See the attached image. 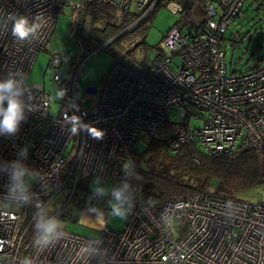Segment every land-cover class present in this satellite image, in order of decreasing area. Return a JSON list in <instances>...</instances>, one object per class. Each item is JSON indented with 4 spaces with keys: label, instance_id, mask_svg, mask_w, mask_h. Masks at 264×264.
Returning <instances> with one entry per match:
<instances>
[{
    "label": "built area",
    "instance_id": "2783aa9c",
    "mask_svg": "<svg viewBox=\"0 0 264 264\" xmlns=\"http://www.w3.org/2000/svg\"><path fill=\"white\" fill-rule=\"evenodd\" d=\"M129 1L140 9L149 3L143 17L158 0L110 4L125 10ZM245 1L206 0L205 20L196 31L175 26L161 37L163 56L155 67L135 72L115 62L80 99L77 73L66 76L57 69L62 57L51 54L50 67L56 70L50 80L65 93L52 117L44 86L26 79L35 55L50 48L59 6L69 2L0 0V82L14 80L25 104L18 132L0 135V264H264V203L209 189L153 208L128 191L134 170L128 148L144 135L158 134L172 111L183 123L170 144L174 151L195 142L211 156L239 146L264 153V58L245 72H228L222 48L223 35L241 16ZM168 6L182 15V24L192 20L178 2ZM21 16L38 26L25 40L13 35ZM197 110L207 117L202 127L192 128L188 121L200 118ZM13 162L27 169L18 178ZM27 174L34 180L21 190ZM82 177L112 181L109 197L90 194L96 202L89 207L104 213L100 234L88 237L58 227L45 241L42 229L32 232L40 217H55L43 214L50 201L63 188L72 199ZM117 190L128 202L121 231L108 224L109 203L121 204L113 195Z\"/></svg>",
    "mask_w": 264,
    "mask_h": 264
},
{
    "label": "rangeland",
    "instance_id": "374dc122",
    "mask_svg": "<svg viewBox=\"0 0 264 264\" xmlns=\"http://www.w3.org/2000/svg\"><path fill=\"white\" fill-rule=\"evenodd\" d=\"M84 1L86 0H68L69 5H64L59 8L55 18V27L49 39L50 48L49 50L39 51L37 55H35L32 66L29 68L30 71L26 79L27 84H39L44 86L45 92L50 96L49 104L52 117L57 115L61 105L60 103L65 101V95L62 92L61 85L50 80L52 73L56 70L55 67H50L51 54L56 53V55L62 57V66H58L57 69L64 71L66 76H69L71 73V64L74 65L72 67L75 70V74L77 73V97L80 99L84 94L83 90L86 86L100 84L101 77L105 75L115 62L113 51H122L123 48L129 49L134 47L135 50L133 52L136 57H141L144 47L147 46V54L150 59H152L155 55V52L152 51L153 48L159 46L161 37L180 20V14L173 13L169 8V2H167L169 0H161L157 8L153 12L148 13L143 23L136 27L137 30H139L138 28H143L142 30H144L145 33L142 37L137 34V31H134V34L137 35L133 36V34H131L128 35L129 37H123L127 33H125V30H122L116 34L121 36V34L125 33L122 35V40H110L107 44V46L109 45L108 47L104 46L101 48L103 44L100 45L98 41L89 40L85 42L79 35L78 29L81 27L80 17L82 16L80 13H75L71 5L84 3ZM129 3V9L137 12L143 11L149 4L148 3L140 9L135 6L133 1H129ZM256 6L257 2L247 0L242 9L241 16L239 15L232 19L230 23L231 26L223 35L224 41L222 48L225 51L224 60L228 72H245L256 64L257 58H264V8L255 10ZM200 7L196 6L192 10L194 13L193 18L196 23L202 18L201 15H197V13L201 12ZM141 16L140 18H142ZM105 20L113 21L111 17ZM127 29L129 28L127 27ZM232 39H234V42L231 41ZM141 42L143 43L140 44ZM138 43L139 46L137 47ZM84 107H89V103L85 102ZM195 112L200 115V118L196 119V117L191 116L188 123L192 128H200L203 125L202 118L207 117V112L201 110ZM170 118L173 123L181 121L175 111L171 112ZM142 137L144 138L138 139L135 143V148L140 151L146 147L148 139L145 135ZM199 148L205 153L201 147ZM24 178L23 188H27L33 182L34 178L29 174ZM111 186L112 181L110 180L102 183L95 177H82L77 180V190L72 199L69 198V189L63 188V190L50 201L43 214L46 217H50L60 210L63 214H55L54 217L59 221L60 227L68 230V232L71 231L88 237H97L101 231L104 213L93 207L87 206L84 199L90 196L91 193H97L102 195L103 198H107L111 194ZM238 197L251 202L264 203V185L252 188L250 191L238 193ZM112 204L113 201L109 203L108 207H113ZM64 205H66V207L62 210ZM118 206L124 210L125 215L120 217L113 214L108 224L110 229L114 231H121L125 225L124 222H126L128 202L126 201Z\"/></svg>",
    "mask_w": 264,
    "mask_h": 264
},
{
    "label": "trees",
    "instance_id": "16d2710c",
    "mask_svg": "<svg viewBox=\"0 0 264 264\" xmlns=\"http://www.w3.org/2000/svg\"><path fill=\"white\" fill-rule=\"evenodd\" d=\"M159 1L161 0H158L148 13L153 12L157 8L160 4ZM170 1L181 4L183 9L192 16L191 21L182 24L183 17L180 15V20L173 27L183 26L192 33L196 31L198 24L205 20V13L203 12L206 0H169L167 2ZM252 1L257 2L255 10L264 8V0ZM196 6H202L200 7L201 10L199 9L201 14L196 12L197 15L202 16L198 23L194 21V13L192 11ZM61 7L59 6V8ZM72 8L75 13H80L82 16L80 17L81 27L78 30L81 39L85 42L95 40L102 45L122 30L127 33L123 37H129L128 35L131 34L133 36L139 34L142 37L145 33L142 30L143 28H138L139 30L136 28L148 16V13H146L145 16L140 18L144 10L137 12L131 9L116 8L110 4V0H86L84 3L75 4ZM87 17L90 18V22L87 29L88 33L84 35ZM110 17L113 21L105 20ZM118 17H121L120 22H117ZM134 31H137V34H134ZM123 34L112 41L122 40ZM231 41L234 42V39ZM108 46L106 45V47ZM138 46L139 43L137 44ZM146 48L147 46L144 47L141 57H136L133 52L135 50L134 47L123 48L122 51H113L112 53L115 57V62H120L135 72H143L155 67L163 56L162 51H160V44L153 48L152 51L155 52V55L152 59L147 54ZM261 58H257L256 64ZM72 66L74 65L71 64L70 66V75L74 72ZM181 122L173 123V121H170L165 123L158 134L148 137L146 147L142 151L135 148L136 142L128 148L132 155L134 167L128 191L135 198L140 199L144 204L157 208L164 200L186 199L191 197L195 191L209 190L211 188L216 192L225 193V195L238 196V193L250 191L252 188L264 185V153L254 149L239 146L231 153L211 156L203 153L198 147L199 145L192 142L178 146L175 151L172 150L170 144L176 139L178 129L183 124ZM68 163L65 164V168H67ZM65 207L66 205L62 207V210ZM54 214L62 215L63 213L59 210ZM41 220L42 218L40 217L38 221ZM38 221L32 225V232L37 228Z\"/></svg>",
    "mask_w": 264,
    "mask_h": 264
},
{
    "label": "clouds",
    "instance_id": "9594fccd",
    "mask_svg": "<svg viewBox=\"0 0 264 264\" xmlns=\"http://www.w3.org/2000/svg\"><path fill=\"white\" fill-rule=\"evenodd\" d=\"M37 25H30L28 20L21 16L15 20L13 26V35L19 40L28 39L29 36L34 35ZM25 120V104L21 99V91L17 87L14 80L8 79L4 82H0V135H15L20 127L22 121ZM27 150H23L21 155H25ZM13 166L17 169L15 176L18 178L23 175L27 169L21 168V166L13 162ZM23 190V186H21ZM115 200L119 203L124 202L123 193L120 190L113 193ZM113 214L123 217L125 215L118 205H113ZM59 221L55 218L47 221H38L36 227L43 230L42 239L48 240L55 233L56 229L60 227Z\"/></svg>",
    "mask_w": 264,
    "mask_h": 264
},
{
    "label": "water",
    "instance_id": "95a60500",
    "mask_svg": "<svg viewBox=\"0 0 264 264\" xmlns=\"http://www.w3.org/2000/svg\"><path fill=\"white\" fill-rule=\"evenodd\" d=\"M89 21H90V18L87 17L86 18L85 27H84L85 28L84 29L85 30L84 31V35H87V33H88L87 29L89 28ZM118 36H120V35H116V36L112 37L111 39H109V41L107 40V42H105V44H103L101 46V48L106 46L110 42V40H113V39L117 38ZM84 200H85V203H86L87 206H91V205H93L96 202V200H94L93 197H91V196L86 197ZM103 206H106V202L104 203Z\"/></svg>",
    "mask_w": 264,
    "mask_h": 264
}]
</instances>
